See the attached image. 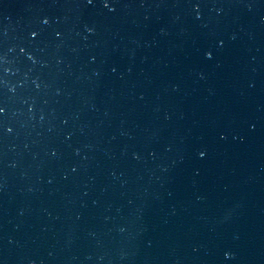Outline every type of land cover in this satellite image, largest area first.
<instances>
[{"label": "water", "instance_id": "obj_1", "mask_svg": "<svg viewBox=\"0 0 264 264\" xmlns=\"http://www.w3.org/2000/svg\"><path fill=\"white\" fill-rule=\"evenodd\" d=\"M110 7L0 0V264H264V0Z\"/></svg>", "mask_w": 264, "mask_h": 264}, {"label": "snow or ice", "instance_id": "obj_2", "mask_svg": "<svg viewBox=\"0 0 264 264\" xmlns=\"http://www.w3.org/2000/svg\"><path fill=\"white\" fill-rule=\"evenodd\" d=\"M93 0H89V3H92ZM101 3L103 4L104 7L106 8H109L111 9L112 7H110V5H112V0H101ZM199 5L198 4H194L193 7H198ZM44 23H47V20L45 19L44 20ZM89 31H92L91 28H89ZM57 35H59V33H57ZM31 36L33 37H36L37 36V33L36 32H32L31 33ZM21 51H23V49H21ZM207 56L211 57L212 53L209 51V52H206L205 53ZM4 108L2 106H0V113L4 112ZM201 155H204L203 152H201Z\"/></svg>", "mask_w": 264, "mask_h": 264}, {"label": "clouds", "instance_id": "obj_3", "mask_svg": "<svg viewBox=\"0 0 264 264\" xmlns=\"http://www.w3.org/2000/svg\"><path fill=\"white\" fill-rule=\"evenodd\" d=\"M200 155H201V153H200ZM201 156H203V155H201ZM224 255H225V257H228V256L231 255V253H229V252L226 251V252L224 253Z\"/></svg>", "mask_w": 264, "mask_h": 264}]
</instances>
